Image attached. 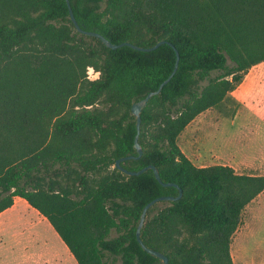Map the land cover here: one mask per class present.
<instances>
[{"label":"trees","instance_id":"1","mask_svg":"<svg viewBox=\"0 0 264 264\" xmlns=\"http://www.w3.org/2000/svg\"><path fill=\"white\" fill-rule=\"evenodd\" d=\"M0 0V213L24 199L77 264H233L230 244L263 176L196 167L177 138L264 62V0ZM128 42L157 49L111 50ZM140 113L134 103L172 73ZM88 70L98 73L90 79ZM112 233L115 235L112 236Z\"/></svg>","mask_w":264,"mask_h":264},{"label":"rangeland","instance_id":"2","mask_svg":"<svg viewBox=\"0 0 264 264\" xmlns=\"http://www.w3.org/2000/svg\"><path fill=\"white\" fill-rule=\"evenodd\" d=\"M252 70L264 72V63ZM93 72L88 70V77L98 78V73ZM177 145L196 167L224 165L238 175L264 173V114L252 115L251 109L243 108L228 93L220 103L198 115L183 130ZM247 212H243L230 244L232 262L264 264V199L253 217ZM107 262L120 264L119 261ZM15 263L14 255L8 250L0 252V264Z\"/></svg>","mask_w":264,"mask_h":264},{"label":"crops","instance_id":"3","mask_svg":"<svg viewBox=\"0 0 264 264\" xmlns=\"http://www.w3.org/2000/svg\"><path fill=\"white\" fill-rule=\"evenodd\" d=\"M260 64L250 68L236 89L229 93L243 108L251 109L252 115L264 114V72L252 70ZM263 199L264 190L244 211L248 210L253 217ZM7 250L14 255L15 264H77L47 219L19 197L0 213V252Z\"/></svg>","mask_w":264,"mask_h":264},{"label":"water","instance_id":"4","mask_svg":"<svg viewBox=\"0 0 264 264\" xmlns=\"http://www.w3.org/2000/svg\"><path fill=\"white\" fill-rule=\"evenodd\" d=\"M67 5L69 6V1L68 0H65ZM69 14H70V19L72 21V23L74 24L77 32L85 35V36H88V37H95L97 39H99L105 47L111 49V50H115V49H118V48H121L123 46H127V47H130L131 49H134V50H137V51H140V52H150V51H153L155 49H157L160 45L162 44H165V41H159L157 42L154 46L150 47V48H143V47H139L137 45H134V44H131V43H128V42H123V43H120V44H113L111 43L109 40H107L106 38H104L102 35H100L99 33H96V32H91V31H84L83 29H81L79 27V25L77 24L74 16H73V13L71 10H69ZM176 53V61H175V66H174V69L172 71V73L170 74V76L164 80L157 88V90L155 91H152V92H149L143 99H141L140 101L134 103L131 107V114L136 118V129H137V134L135 136V139H134V149L136 150L137 152V157H134V156H127V157H124V158H120L118 160H116L115 162V165L114 167L117 168L118 170H120L121 172H123L124 174L128 175V176H137V175H140L141 173L145 172L146 170H152L153 172V175L155 177V179L164 187H168V186H174L177 188V185L173 184V183H163L159 177V173L156 169L155 166L153 165H150V166H147L145 168H142L141 170L139 171H127L123 168L120 167V163L124 160H130V159H134V158H140L141 155H142V149L140 147V145L138 144V134H139V127H140V113L141 111L143 110V108L146 106V104L148 103V101L155 95H158L161 91V89L163 88L164 85H166L168 83V81L172 78V76L175 74L176 70H177V67H178V62H179V54L177 51H175ZM182 196V191L179 189V193L176 197H171V196H161V197H157L155 199H153L152 201H150L149 203H147L143 210H142V213H141V216H140V221H139V225L136 229V233H135V236H136V240L138 242V244L141 246V248L149 255L157 258L161 264H168V258L163 255L162 253L160 252H157L155 250H152V249H149L147 248L143 242L141 241L140 239V230L143 226V223H144V220H145V217H146V214L148 212V210L154 206L155 204H158L160 202H174V201H177L181 198Z\"/></svg>","mask_w":264,"mask_h":264}]
</instances>
